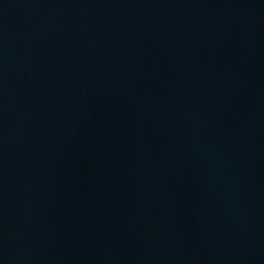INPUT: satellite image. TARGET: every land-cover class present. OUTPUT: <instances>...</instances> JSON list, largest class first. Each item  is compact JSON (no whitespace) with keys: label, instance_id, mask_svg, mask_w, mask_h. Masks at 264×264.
I'll list each match as a JSON object with an SVG mask.
<instances>
[{"label":"water","instance_id":"water-1","mask_svg":"<svg viewBox=\"0 0 264 264\" xmlns=\"http://www.w3.org/2000/svg\"><path fill=\"white\" fill-rule=\"evenodd\" d=\"M159 264H264V0H242L190 188Z\"/></svg>","mask_w":264,"mask_h":264}]
</instances>
